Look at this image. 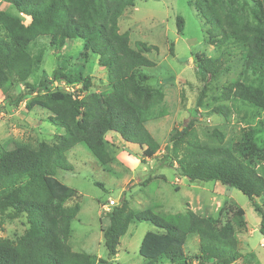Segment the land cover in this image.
<instances>
[{"label":"trees","instance_id":"1","mask_svg":"<svg viewBox=\"0 0 264 264\" xmlns=\"http://www.w3.org/2000/svg\"><path fill=\"white\" fill-rule=\"evenodd\" d=\"M4 1L16 14L0 11V93L4 96L22 85L35 94L28 110L39 107L49 112L48 122L63 134L36 149L0 150V219L24 218L27 224L21 236L0 238V264H97L95 256L75 252L69 244L81 196L55 176L58 170H72L66 155L77 145L84 146L99 165L111 164L114 158L105 138L109 133L140 148L144 158L155 156L159 145L146 124L167 115L165 94L162 88L147 85L149 76L141 69L156 66L147 57L156 47L143 42L131 47L129 34L119 32L118 20L135 0ZM189 1L207 26L209 44L219 51L214 57L194 56L203 83L195 110L206 107L208 84L219 78L235 50L242 60L241 72L221 86L210 112L225 121L231 108L239 105L252 108L255 115L264 112V0ZM24 18L29 19L27 24ZM183 28V19L176 17L179 35ZM74 39L82 42L81 58L96 56L98 66L106 71V90L93 91L90 78L64 73L62 67L50 78L38 77L44 48L59 51ZM31 47L41 50L32 55ZM59 81L69 89L54 87ZM23 96L20 93L18 101ZM193 123L169 136L162 164L172 169L175 164L177 174L190 182H218L239 191L259 213V232L264 235V210L256 202L264 196V176L259 173L264 147L256 144L255 130L243 132L231 147H209L199 141ZM211 135L223 144L222 133L213 130ZM244 215L242 209L225 202L215 217L199 215L188 206L181 214L159 216L151 209L131 210L122 199L100 214V223L107 220V226L101 227L107 261L100 263L112 264L130 223L146 222L156 232H146L142 238L138 253L145 264H264L253 254L245 258L239 250L238 234L246 229ZM188 236L198 240V252L192 257L183 251Z\"/></svg>","mask_w":264,"mask_h":264},{"label":"rangeland","instance_id":"2","mask_svg":"<svg viewBox=\"0 0 264 264\" xmlns=\"http://www.w3.org/2000/svg\"><path fill=\"white\" fill-rule=\"evenodd\" d=\"M0 11L16 14L4 0H0ZM176 17L184 21L180 35L176 30ZM28 22L29 19L24 18V23ZM118 27L120 33L129 34L131 47L137 42L156 47V51L147 55L156 66L141 69V72L149 76L148 86L163 89L167 115L146 124L148 132L159 145L152 159L144 158L140 148L124 143L118 135L112 133L105 136L114 158L107 166L99 165L82 145L75 146L67 153V161L72 170H58L55 180L76 190L81 196L80 210L71 223L69 244L72 250L95 256L97 264L107 261V250L101 233V227L107 226V220L102 219L100 223V214L109 211L122 199L128 202L131 210L151 209L154 215L159 216L181 214L188 206L199 215L215 217L225 202H231L245 214L246 229L238 234L241 254L245 258L253 254L260 263H264V235L259 232L260 215L247 197L218 182H190L177 174L175 164L172 169L161 162L169 136L175 129L185 127L189 121L194 122L193 128L199 141L209 147H231L249 128L255 130L256 144L264 147V112L255 115L252 108L239 103L236 109L231 108L228 121L210 112L214 105L212 98L219 93L221 86L238 78L242 69L239 54L232 51L230 61L219 78L208 84L209 90L204 99L206 107L195 110L203 83L199 80L194 56L200 53L214 57L219 51L215 45L209 44L207 26L190 1L135 0L134 7L124 11L118 20ZM170 45H173L172 55ZM40 47H31V54L35 55L41 50ZM81 51L82 42L78 39L66 41L64 48L59 51L44 48L38 77L45 75L50 78L54 70L62 67L64 73L90 78L93 91L99 93L106 90V71L98 66L96 56L89 55L85 60L80 56ZM53 86L69 89L62 81L55 82ZM78 87L76 85L73 88ZM20 93L25 96L18 101ZM34 95L20 84L4 96L0 93V150L13 146L36 149L41 142L50 143L54 136L63 134L60 128L48 122L49 112L39 107L28 110V102ZM213 130L224 135L222 145L211 135ZM259 173L264 176V166L260 167ZM160 175L164 179L156 178ZM256 202L264 210V196L256 199ZM26 227L24 218L0 219V238L15 239L24 233ZM146 232L156 231L146 222L130 223L119 240L112 264H145L138 251ZM183 251L188 257L198 252L196 236L187 237Z\"/></svg>","mask_w":264,"mask_h":264}]
</instances>
